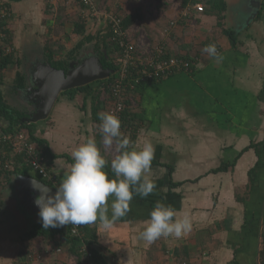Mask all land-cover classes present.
Returning a JSON list of instances; mask_svg holds the SVG:
<instances>
[{
    "label": "crops",
    "instance_id": "obj_1",
    "mask_svg": "<svg viewBox=\"0 0 264 264\" xmlns=\"http://www.w3.org/2000/svg\"><path fill=\"white\" fill-rule=\"evenodd\" d=\"M7 1L13 13L9 27L15 60L3 71L0 91L8 108L24 113L23 119L34 123V135L47 140L50 150L58 155L51 158V165L59 185L63 172L74 162L71 153L89 137H94L102 154L109 156L103 149L102 135L94 133L99 121L92 115V88L84 87L75 95L62 91L54 104L59 107L54 118L51 110L48 117L30 121L27 119L40 104L28 87H35L32 82L42 69L41 63H51L47 51L55 58L60 54L64 57L81 42L72 60L80 58L82 51L100 58L103 46L98 38L85 41L84 37L105 32L109 22L90 15L76 0ZM99 1L101 7L103 0ZM106 1L109 6L104 5L103 10H115L122 18L139 16L127 30L131 39L143 44L147 35L152 45H164L169 57L190 59L193 69L133 89L141 103L142 120L137 137L129 140L130 147H142L145 142L154 146L150 176L156 188L146 198L134 195L130 210L110 228L105 229L99 220L86 224L96 232L95 246L99 244L107 254L97 250L107 264H116L113 258L120 264H260L264 232L263 0H224L220 17L210 9L208 0L204 12L189 8L194 0L186 5L176 0L180 3L176 9L172 0H161L155 9L161 18L146 22L144 19H151L146 0H104V4ZM174 19L176 24L165 33ZM82 21L84 34L76 32ZM141 23L146 26L136 33L135 26ZM225 29L237 33V46L232 45ZM209 44L216 45L222 59L203 52ZM111 49L110 55L107 48L102 49L107 59L118 56L114 44ZM11 66L15 81L6 84ZM19 73L23 81L17 80ZM84 108L86 117L79 113ZM67 116L72 117L70 121ZM8 128L9 121L0 116V137ZM110 165L108 160L106 169L111 176ZM20 174L14 172L8 181L0 176V264H76L70 245L58 236L28 237L41 221L38 211L28 215L37 206L20 188ZM157 201L171 205L180 215H189L191 231L179 239L162 237L151 244L142 240L139 234ZM12 203L19 211L26 205L30 211L12 214ZM49 248L54 251L37 258Z\"/></svg>",
    "mask_w": 264,
    "mask_h": 264
},
{
    "label": "clouds",
    "instance_id": "obj_2",
    "mask_svg": "<svg viewBox=\"0 0 264 264\" xmlns=\"http://www.w3.org/2000/svg\"><path fill=\"white\" fill-rule=\"evenodd\" d=\"M203 52L216 60L222 59L215 44L205 46ZM98 116L105 148H111L115 142L119 153L110 165L114 175H109L108 161L94 137L81 143L71 153L74 162L63 172L54 194L48 186L38 187L32 182L40 193L34 203L39 208L38 216L44 229L92 224L97 220L108 229L130 210L134 195L146 198L156 188L150 176L154 146L145 142L142 147L139 144L130 147L117 115L101 112ZM191 229L189 215H180L171 205L157 201L139 235L151 244L162 237L179 239Z\"/></svg>",
    "mask_w": 264,
    "mask_h": 264
},
{
    "label": "trees",
    "instance_id": "obj_3",
    "mask_svg": "<svg viewBox=\"0 0 264 264\" xmlns=\"http://www.w3.org/2000/svg\"><path fill=\"white\" fill-rule=\"evenodd\" d=\"M76 1H78V0H76ZM187 1L189 3L190 0H186V1L183 0L182 4L186 5ZM208 1H209L210 9L217 12L218 17H220L221 16V14H220L221 8L223 6L225 7V4H226L225 1L224 0H208ZM101 2H102L101 8H104V5H105L104 0ZM4 5L6 7H8L9 11L12 12L11 5L7 0H5ZM263 9H264V0H263V5H262V10ZM109 10H110V8H109ZM116 13L122 17V15L119 12H116ZM12 16H13V13H12ZM12 16H11L10 20L3 22V28H4L6 36L0 43V79L3 77L4 69H6V67L11 62H13L15 60L13 52L8 53L5 50V47L6 48H8V47L13 48V38L14 37H13L12 31L10 30V27H9ZM138 17H139L138 15H133V14H129V15L124 16L122 18V22H121L122 28L125 31L129 30L132 23ZM109 31L113 34V30H112L110 24L106 27L105 32H100V33H97L95 35L89 34V35L84 37V40L89 41V40H93L95 38H98L99 46H100V43L103 46L102 48H99V50L101 51L100 52V56H101L100 60H101L102 66L106 69L111 70V71H116V70H119V65H120V63L117 62L118 61L117 57L115 59L114 58L112 59L111 57L107 59V57L105 56V54L102 50L103 48H107L109 55H110V52H112L111 47L113 46V43H112L111 39L109 38L110 37ZM76 32H78L80 34L85 33V22L82 21L76 25ZM225 32L228 35V37L230 38L232 45L237 46L238 45L237 33L233 30H226V29H225ZM128 34H129V32H128ZM129 36H130V34H129ZM82 45H83V43L80 42L79 45H77V47H75V49L70 51L64 57L62 56V58H55V56L50 51H47V53L49 54V60L51 61L53 66L67 70L69 62L73 56L74 51L78 50ZM109 49L111 51H109ZM165 56L168 57V55H165ZM192 67H193V64H192ZM133 73H131L130 75L131 76L136 75V71H133ZM175 73H177V72H170L168 74L161 75L159 80L164 79L165 77H170V76L174 75ZM111 78L112 77H109V78L104 79V80L99 79V80L94 81L92 83H89V84H86L83 86H79V87H74V88L68 89V91L67 90L66 91L72 92V93H74L72 95H75L76 92L83 90L84 87H87V86L91 87L92 88V90H91L92 91L91 92V108H92L93 119L100 121L99 116H98V114L100 113L99 111L102 108H104V104H105L106 100L112 99L111 90L108 88V84L110 83ZM17 80L23 81L20 73L17 76ZM155 81H157V79L151 80V81H149V83H152ZM95 83H97L99 85L92 87V84H95ZM142 84L143 83H139V84L136 83L135 88L138 89L139 87H141ZM105 93H107L108 96L102 97V95ZM126 102H127V107L125 108L123 116H122L121 130L131 131V134H130L128 139L134 140L137 137V132H138L139 127H140L138 120H139V118H142V114L137 113V112L132 113L130 111V106H131L132 101L130 99H127ZM0 116L5 117V119H7L9 121V128L6 129L9 132L5 133V135H15V134L27 133L29 135L30 141L34 142L39 156L44 157L46 167L50 170V172H54L52 169V165H51V158L56 157L58 155L54 154L50 150L47 140H45L42 137H38V136L34 135V133L31 130V127L34 123H30V122L25 121L23 119L26 116L24 113L18 112L17 110L13 111V110H10L8 108L5 99L2 97L1 91H0ZM140 120H142V119H140ZM3 137H4L3 135L0 137V147L6 149V153H5V156H4L2 163L0 164V176H2V180L8 181L11 174L18 171L23 175H30V176L37 177V178L45 181L46 183H48V184H50L56 188V185H58V182H59L58 180L56 183H53L51 181H48L46 178L42 177L41 175H39L33 169V164L26 161L25 154L17 153V152L12 153V150L9 147V142H7V140L4 139ZM82 226H83V229L81 228L82 236H77L71 232L70 225H67L66 229L64 227L44 229L42 226V223H39L34 227V229L31 230V232L28 234V237L32 238L35 236H48V237L58 236L59 239L65 241L66 243H68L70 245L71 250L74 252V254L77 257L78 264L82 261L80 248L83 245V241H85V242L87 241V243H89L90 247L92 248L93 258H94L95 263L96 264H107L105 259H104V255L101 254L97 250V248L95 247V242L98 241L97 240L98 237L96 235L95 230L90 228V227L86 228V224L82 225ZM84 228H86V229H84ZM260 264H264V232H263V237H262V248L260 251Z\"/></svg>",
    "mask_w": 264,
    "mask_h": 264
},
{
    "label": "built area",
    "instance_id": "obj_4",
    "mask_svg": "<svg viewBox=\"0 0 264 264\" xmlns=\"http://www.w3.org/2000/svg\"><path fill=\"white\" fill-rule=\"evenodd\" d=\"M85 6L90 15L104 17L108 20L113 34L111 41L115 45L117 51V62L120 63V68L116 74L112 76L108 88L111 90L112 99L107 112L114 113L122 120L125 108L127 107L128 92L135 88L136 83H144L147 81L160 78L161 75L170 72H190L192 71L193 62L190 59L183 57H166L164 45H152L149 42L147 45L135 42L129 36L128 32L122 28V17L115 10L101 9L99 0H78ZM206 0H194L189 5L195 8L198 12L205 11ZM5 0H0V43L5 38L6 34L3 28V22L10 20L12 12L4 5ZM177 20H172L164 29L165 33H169L171 28L176 24ZM9 53L12 48L5 47ZM136 71V75L130 74ZM134 74V73H133ZM4 139L9 142V147L12 153H23L27 162L33 164V169L48 181L56 183L58 176L56 172H50L46 167L44 157H40L34 142L30 141L27 133L15 135H3ZM6 149L0 147V164L2 163ZM71 232L77 236H82L81 228L83 226L70 225ZM61 251L60 247L55 249ZM82 261L79 264H96L93 258V251L87 241H83L80 248ZM54 250L45 249L44 253L37 254L38 259H42L45 253H52ZM78 264V262L76 263Z\"/></svg>",
    "mask_w": 264,
    "mask_h": 264
},
{
    "label": "water",
    "instance_id": "obj_5",
    "mask_svg": "<svg viewBox=\"0 0 264 264\" xmlns=\"http://www.w3.org/2000/svg\"><path fill=\"white\" fill-rule=\"evenodd\" d=\"M42 64H44V62L41 63L42 69L38 73V76L35 77L36 81L34 80V82H32V84H35V87H33V85L32 87H28L40 104L38 111L27 119L30 121H37L48 117L62 91L106 78L113 72L102 66L98 55H85L77 60H72L67 70L57 69L53 67L49 61L47 62V66ZM18 177L22 179L20 188L25 191L26 198H31L30 200L32 203H34L35 198L40 194L34 189L32 184L33 181L38 187L44 185L48 186L53 194L56 191L55 187L37 177L23 174L18 175ZM16 200L18 202V197ZM64 228L66 229L67 225L64 226ZM95 247L107 254V251L101 249L99 244ZM112 260L116 264H120L114 258Z\"/></svg>",
    "mask_w": 264,
    "mask_h": 264
},
{
    "label": "rangeland",
    "instance_id": "obj_6",
    "mask_svg": "<svg viewBox=\"0 0 264 264\" xmlns=\"http://www.w3.org/2000/svg\"><path fill=\"white\" fill-rule=\"evenodd\" d=\"M172 2L173 3H175V5H173L172 7H174V9H176V8H178V6H179V2L178 1H176V0H172ZM106 3H108V4H105L106 6H109V2L108 1H106ZM46 4V3H45ZM157 4H160L161 5V0H146L145 1V6L148 8L147 9V11H148V14H149V18L151 17V19H144L145 20V22L146 21H148V20H151V21H158V18H161V14H159V13H157L156 12V6H157ZM112 6V5H111ZM113 6L115 7V5L113 4ZM112 6V7H113ZM113 7V8H114ZM70 13H68V15H69ZM71 17H72V14H71ZM150 21V22H151ZM146 25H143V23H141V24H139V25H136L135 26V29H134V31L136 32V33H139L141 30H143V28L145 27ZM145 38V37H144ZM150 37H147V35H146V38H145V42H144V44L145 45H147L148 43H149V39ZM151 40V39H150ZM59 47V46H58ZM59 50H61V49H58L57 51H59ZM70 52V51H69ZM68 52V53H69ZM91 52H89V51H86V52H84V55H86V56H88L89 54H90ZM62 56V54H60V57ZM59 56H57V58H60ZM62 58V57H61ZM12 68L14 67V66H11ZM9 68V71H8V74L7 75H5L6 77H5V79L7 80L6 81V84L7 83H12V82H14L15 80V75L13 74L14 73V68L12 69V68ZM17 68V67H16ZM92 85H94V86H97V85H99V84H97V83H95V84H92ZM134 91L132 90V91H129L128 92V98L132 101V103H131V107H130V111L132 112V113H134V112H137V113H141V103H140V100H139V97H137V94L134 92ZM88 93H90V92H88ZM64 95V94H63ZM62 95V96H63ZM62 96H60V99H62L63 97ZM91 96V95H90ZM106 96H108V94L107 93H105V94H103L102 95V97H106ZM147 99H148V96H147ZM88 100H90V97L88 98ZM104 100V99H103ZM10 101H12V99L10 100ZM79 101L82 103V101L79 99ZM91 101V100H90ZM110 106V99L109 100H106V102H105V104H104V108H102L101 110L102 111H104V112H107V110H108V107ZM82 109V108H81ZM86 109L84 108V110H82V111H79V113L81 114V115H84V117H86V116H88L87 115V113H85L84 111H85ZM89 110H90V108H89ZM61 111H62V109H61ZM56 112H59V107L57 106V105H54V107H53V109H52V114H51V117H55L56 116ZM88 112V111H87ZM61 115L64 117V118H66V114L64 113V111H62V113H61ZM69 119V121H70V119L72 118L71 116H67ZM139 119H141V118H139ZM140 121L141 120H138V123L140 124ZM100 121H99V123L97 124V126H94V133L96 134V135H100V138H102L101 137V133H100ZM76 126H77V121H76ZM140 128H141V126H140ZM140 130V129H139ZM138 130V133L140 132ZM122 131V133L124 134V136H126L127 138H129V136H130V134H131V131H125V130H121ZM102 141H103V139H102ZM103 149L105 150V149H107L108 151V153L106 152V150H105V152H106V154H108L109 156H105V158H106V160L108 161H112L119 153L116 151V144H115V142L113 143V145H112V147L111 148H105V146L103 145ZM23 204V203H22ZM19 207V206H18ZM18 207H17V204L16 203H12L11 204V207L9 208L10 209V211H11V213L12 214H23V212L25 211V210H27V211H30L29 209H30V207L29 206H25L24 208H22L21 209V211H19V209H18ZM20 207H22V206H20ZM37 211H39V208H37V209H35L34 210V208L30 211V213H28V215H30L31 216V213H32V215L34 214V212H37ZM20 216V215H19ZM29 216V217H30ZM38 218H39V216H38ZM21 227V226H20Z\"/></svg>",
    "mask_w": 264,
    "mask_h": 264
},
{
    "label": "flooded vegetation",
    "instance_id": "obj_7",
    "mask_svg": "<svg viewBox=\"0 0 264 264\" xmlns=\"http://www.w3.org/2000/svg\"><path fill=\"white\" fill-rule=\"evenodd\" d=\"M80 56H81V57L85 56L83 51L81 52V55H80ZM77 57H79V55H78ZM71 61H72V59L70 60V62H71ZM70 62H69V65H70ZM69 65H68V67H69ZM27 117H28V116H27ZM1 135H4V134H1Z\"/></svg>",
    "mask_w": 264,
    "mask_h": 264
}]
</instances>
